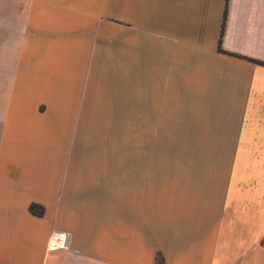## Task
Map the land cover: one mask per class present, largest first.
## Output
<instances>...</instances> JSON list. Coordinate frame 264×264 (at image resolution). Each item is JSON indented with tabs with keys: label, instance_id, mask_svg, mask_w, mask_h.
Listing matches in <instances>:
<instances>
[{
	"label": "crops",
	"instance_id": "0c3cea01",
	"mask_svg": "<svg viewBox=\"0 0 264 264\" xmlns=\"http://www.w3.org/2000/svg\"><path fill=\"white\" fill-rule=\"evenodd\" d=\"M262 241L264 0H0V264H264Z\"/></svg>",
	"mask_w": 264,
	"mask_h": 264
},
{
	"label": "trees",
	"instance_id": "16d2710c",
	"mask_svg": "<svg viewBox=\"0 0 264 264\" xmlns=\"http://www.w3.org/2000/svg\"><path fill=\"white\" fill-rule=\"evenodd\" d=\"M225 20H226V11H225V14H224L223 26H222L221 34H220L219 50H221L220 46H221L222 37H223V29H224ZM29 211L31 212V214H33L34 216H37V217H41L43 215V212H44L43 207H41L39 205H36V204H31L30 207H29ZM261 243L264 246V241H262ZM155 264H165L163 257L159 253L156 256Z\"/></svg>",
	"mask_w": 264,
	"mask_h": 264
},
{
	"label": "built area",
	"instance_id": "2783aa9c",
	"mask_svg": "<svg viewBox=\"0 0 264 264\" xmlns=\"http://www.w3.org/2000/svg\"><path fill=\"white\" fill-rule=\"evenodd\" d=\"M69 236L66 233L57 232L51 235L49 240V247L51 249H65L67 248Z\"/></svg>",
	"mask_w": 264,
	"mask_h": 264
},
{
	"label": "rangeland",
	"instance_id": "374dc122",
	"mask_svg": "<svg viewBox=\"0 0 264 264\" xmlns=\"http://www.w3.org/2000/svg\"><path fill=\"white\" fill-rule=\"evenodd\" d=\"M176 159V160H184V159H190L187 153L184 151H175L173 153L168 152H160V159Z\"/></svg>",
	"mask_w": 264,
	"mask_h": 264
}]
</instances>
